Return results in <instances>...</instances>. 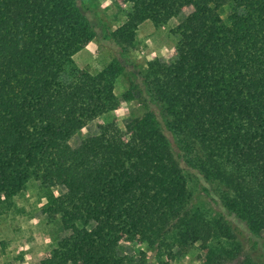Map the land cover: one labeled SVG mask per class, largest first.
<instances>
[{
    "label": "trees",
    "instance_id": "1",
    "mask_svg": "<svg viewBox=\"0 0 264 264\" xmlns=\"http://www.w3.org/2000/svg\"><path fill=\"white\" fill-rule=\"evenodd\" d=\"M117 4L113 28L87 0H0V221L34 186L58 227L41 264H171L196 245L202 264H264V0ZM179 17L163 59H135L141 25ZM94 41L112 59L96 73L74 61ZM123 102L141 107L124 129L105 118Z\"/></svg>",
    "mask_w": 264,
    "mask_h": 264
},
{
    "label": "rangeland",
    "instance_id": "2",
    "mask_svg": "<svg viewBox=\"0 0 264 264\" xmlns=\"http://www.w3.org/2000/svg\"><path fill=\"white\" fill-rule=\"evenodd\" d=\"M90 5L95 6L94 10L100 20L113 28L123 25L127 20L126 14L130 7L119 9L117 0H87ZM231 13L229 6L225 7L224 19ZM182 17L174 18L170 23L160 29H156L147 22L140 26L138 30V46L134 52L135 59L144 60L152 55L160 59L171 50L176 39L170 34V30L175 28ZM147 24V25H146ZM134 58L131 61L135 60ZM111 57L106 54L101 44L92 42L83 53L74 60L78 67L96 73L111 62ZM126 85L122 78L116 82V94L119 98L125 93ZM141 107L136 103H122V112H114L107 117V120H115L118 126L124 129L125 123L138 114ZM99 121L90 123L86 129L71 140L72 146L81 143L84 137L95 135L98 132ZM15 202L18 208L23 211L13 219H3L0 221V264H41L47 252L51 250L50 235L57 234L58 227L50 224L42 211L44 200L36 187H30L28 192L22 197H16ZM62 233L61 235H63ZM67 234V233H65ZM131 246H127L125 252H130ZM204 253L199 250L198 245L190 249L185 256L179 258L171 264H202L201 259Z\"/></svg>",
    "mask_w": 264,
    "mask_h": 264
},
{
    "label": "crops",
    "instance_id": "3",
    "mask_svg": "<svg viewBox=\"0 0 264 264\" xmlns=\"http://www.w3.org/2000/svg\"><path fill=\"white\" fill-rule=\"evenodd\" d=\"M147 23V22H146ZM147 25V24H146ZM85 49H87V48H85ZM85 49L84 50H82L80 53H78L75 57H74V60L77 58V56H79L81 53H83V51H85Z\"/></svg>",
    "mask_w": 264,
    "mask_h": 264
}]
</instances>
